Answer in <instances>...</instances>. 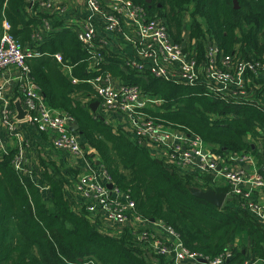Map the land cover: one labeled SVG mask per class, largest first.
<instances>
[{"label":"trees","instance_id":"1","mask_svg":"<svg viewBox=\"0 0 264 264\" xmlns=\"http://www.w3.org/2000/svg\"><path fill=\"white\" fill-rule=\"evenodd\" d=\"M134 2L144 5L148 16L162 17L174 42L195 53L200 66L206 62L205 48L210 44L218 46L219 58L238 54L254 62L255 68L248 69L247 85L254 103H237L231 97L210 93L203 72V80L196 84L177 83L150 71L122 66L125 58L108 51L101 71L162 99L156 110L145 109L146 117L200 136L219 152L260 156L264 109L256 101H264V69L256 65L264 62V0ZM29 5L28 0H0V36L7 22L8 31L23 46L26 41L32 43L34 31L43 37L33 44L41 55L27 59L33 81L51 107L74 117L82 144L97 150L112 181L135 200L138 215L173 227L186 248L210 258L225 252L244 232L250 250L249 245L234 246L229 264L264 259V225L241 206L240 198L227 197L218 209L189 190L199 186L228 192L226 185L201 184L197 174L182 172L154 157L138 137L90 111L96 90L85 80L101 71L87 72V51L75 29L59 25L55 18L52 25L56 29L42 31V21L50 16L42 12L30 17ZM56 53L63 57L61 64ZM62 65L70 66L72 74L67 75ZM41 135L46 139V133ZM14 156L15 150L0 156V264H173L171 254L152 252L139 231L129 227L103 230L101 218L85 208L78 210L71 187L78 169L64 158L60 164L40 150V183L47 186L42 190L33 172L29 175L13 167Z\"/></svg>","mask_w":264,"mask_h":264},{"label":"built area","instance_id":"2","mask_svg":"<svg viewBox=\"0 0 264 264\" xmlns=\"http://www.w3.org/2000/svg\"><path fill=\"white\" fill-rule=\"evenodd\" d=\"M30 4H42L56 7L61 13L63 6L58 0H28ZM88 9L85 23L80 27L79 37L90 55V62L100 68L104 55L98 47L96 38V19L103 20L104 28L110 33H120L131 46V54H125L122 63L139 71H150L157 77L183 84L205 82L210 93L233 98L237 103L245 101L254 103L247 90L248 69H254V62L242 58L238 54L218 57L219 49L215 44L205 48L206 62L198 64L195 53L185 50L174 42L162 17H150L145 7L134 0H83ZM69 25L79 26L77 23ZM0 36V76L11 65L20 69L16 82L20 90L26 119L39 132L49 135L53 147L60 151H68L78 157L84 169L76 178L71 179L74 195L79 198L76 208L86 209L89 213L101 218L109 231H117L120 227H129L139 231L140 239L151 247L152 252L171 254L173 264H185L186 260L202 261L205 264H229L234 255L233 244L225 252L210 258L186 248L176 230L160 220L144 219L136 212V202L132 196L113 181L108 172L97 166L83 148L78 135L72 131L73 116L59 112L45 100L39 86L31 77V69L27 63L29 57L39 56L37 50H24L18 39L8 31L9 25ZM51 24L46 21V30ZM40 35H38L39 37ZM102 41V40H99ZM106 42V41H105ZM61 63L63 57L55 54ZM63 66V65H62ZM264 69V62L257 64ZM68 71L70 66H63ZM90 82L97 90L105 107L125 112L130 119L136 136L140 142L150 141L166 150L167 161L181 169H189L197 174L202 184L211 186L226 185L228 196L241 199V206L247 208L264 225V157L260 161L254 152L222 153L214 146L207 144L202 137L192 136L184 131L173 129L155 118L146 117L145 109L159 106L162 99L144 93L135 84L121 83L118 87L108 75L96 74ZM73 82L78 79L73 78ZM8 82H0V127L14 135L18 144L13 158V165L19 172L32 175L26 169L25 148L27 142L16 125V114L11 99L7 96ZM264 109V101H256ZM157 121V122H156ZM0 153H9L5 142L0 138ZM230 164H236L231 168ZM113 183L110 187L109 184ZM40 189L47 186L39 183ZM213 188V187H209ZM258 260V259H256ZM254 260V264L256 263ZM253 264L251 259L243 263Z\"/></svg>","mask_w":264,"mask_h":264},{"label":"crops","instance_id":"3","mask_svg":"<svg viewBox=\"0 0 264 264\" xmlns=\"http://www.w3.org/2000/svg\"><path fill=\"white\" fill-rule=\"evenodd\" d=\"M56 3H59L61 6H63L64 12L61 13L56 7H51V6L42 4V2H39V1L33 5L30 4L29 7L27 8V11H28L30 17H32V18L37 17L42 12L47 13L50 16V18H45L42 21V26H41L42 31L43 30H45L47 32L50 30L54 31L56 29V27L52 25V21L55 18L60 20L59 25H61V23H63L65 25H67V27H70L69 23L79 24L78 27L75 25H71V28L73 30L75 29L77 31L78 38L80 39V37H79V32L81 31L80 27L85 23L86 18H87V14H88V9L86 7L85 1H83V0H58V1H56ZM47 20H49V22L51 24L50 30H46V21ZM59 29H60V26L57 28V30H59ZM42 38H43L42 36L38 37V34H35V31H34L32 33L31 39H30V40H33L32 43L28 44L27 43L28 41H26L24 46L23 45L22 46L27 51L33 50L35 48V45H33L34 42L40 41V40H42ZM96 38L98 39V47H99V49L103 55H104V53H106V51L111 52V53H115V54H119L123 58H126V56L124 57L123 53L131 54V46H129L127 44L124 37L120 33H110L108 31H106L104 28L103 20L101 18L96 19ZM99 40H102V41H99ZM83 47L85 48L84 44H83ZM86 51H87V49H86ZM40 55H41V53L39 54V56ZM89 58H90V55L88 54V51H87V57L85 58V60L88 62L87 63V69H86L87 72L93 73V72L103 70V66H104L103 64L106 62H103L102 66L100 68H97L95 65H93L89 61ZM123 65H125V63L122 64V66ZM63 69H64V67H63ZM64 72L67 75L72 74V68L70 71L65 69ZM100 73L105 75V76L106 75L110 76V78H112L114 80V83L117 87L121 83L124 82L120 77L114 76L109 71H107V72L101 71ZM19 74H20L19 67L16 65H11L7 69H5L3 74L0 76V82L1 83L8 82V84L6 86V93H7V96L11 99L12 104H13L14 109H15V112H16L14 119L16 121V125L18 126V128H20V132L25 137V140L27 142V146L25 148L26 169L29 171H32L34 180L36 182L40 183V172H39L40 166H39L38 158H36V151H37V154L39 156V153L41 150V152H45L46 155H48L52 159L56 160L57 163L61 164L63 161V158H64L70 166L78 169V172L83 171V169H84L83 162L78 157L72 155L68 151H60V150H57L56 148H54L53 144L50 140L49 135L46 134L47 137H46V139H44L41 135V132H39L35 128V126H33V124L26 119L27 116L23 119H16V116L18 115V113H17L15 101L19 98H22L20 90L18 88V84L16 82V77ZM95 90H96V88H95ZM93 96L95 97V100L90 103L89 109L96 117L103 119L105 122L113 125L115 128H120V129L126 130L128 133L131 134V136L137 137L133 127L131 126L130 119L125 112L114 110V109H109V108L105 107L102 103L101 98L99 97V95L97 93V90H96V94H94ZM96 102H98V104H97L96 108L94 109L93 104ZM22 104H23V101H22ZM156 108H157V106H150L148 109L156 110ZM56 109L59 112L69 114L64 109H58V108H56ZM74 125H78V124H77L76 120L73 118L70 126L72 127ZM75 133L78 135L79 140L82 143V139L80 137L81 133L79 131V126H78V133L77 132H75ZM0 138H2L4 140L5 145H6L9 152L11 150H15V152H16V148H17V144H18L17 137H15L14 135L8 134L3 127H0ZM141 143H143L144 146L148 147V149L150 150L151 154L154 157L159 158V159H163V160H165V162L168 163L167 158H166V156H167L166 150L164 148H162L161 146H158V145H156L150 141H145V142H141ZM89 147L91 148V150ZM89 147L86 148L83 145V148L88 152L90 159L97 166L104 168V166L101 164L100 156H99L97 150L94 149L92 146H89ZM259 149H260L259 151L261 154H260V156L258 154H256V155H258V157L260 159H263L264 149H262V148H259ZM1 155H3V154L0 153V156ZM168 164L172 167L177 168L178 170H180L182 172L190 173L189 169H181V168L174 166L171 163H168ZM230 167L235 168L236 164H230ZM34 169L36 170L35 174H34ZM204 185H207V184L204 183ZM207 188H209V187H206V189ZM74 196L76 197L75 204H77L80 200L76 195H74ZM100 228L103 230L104 229L107 230V228L104 224H101ZM120 228H122V227H120ZM234 243H235V246L237 245L240 248L242 245H247V246L249 245L247 236L244 232L236 236ZM249 250H250V245H249L248 251ZM250 259L253 261V264H254V260H256V259H258V260H256L255 264H264L263 258H255L254 257V259L253 258H250ZM197 262L198 261L186 260L185 264H205L202 261H201V263H197Z\"/></svg>","mask_w":264,"mask_h":264},{"label":"water","instance_id":"4","mask_svg":"<svg viewBox=\"0 0 264 264\" xmlns=\"http://www.w3.org/2000/svg\"><path fill=\"white\" fill-rule=\"evenodd\" d=\"M237 5V2H236ZM98 102L93 104V108L95 109ZM16 109L18 115L16 116V119H23L27 116L28 111L25 109L24 105L22 104V99L19 98L15 101ZM71 129L78 133V125H74L71 127ZM13 165V164H12ZM14 167V165H13ZM15 168V167H14ZM110 187L113 186V183L109 184ZM189 190L196 195L197 197L205 199L207 202L215 205L218 209H221L226 200H227V192L225 191H217L214 188H201L198 186H190ZM151 221H155V218H151ZM202 261L206 262L205 259H202Z\"/></svg>","mask_w":264,"mask_h":264},{"label":"rangeland","instance_id":"5","mask_svg":"<svg viewBox=\"0 0 264 264\" xmlns=\"http://www.w3.org/2000/svg\"><path fill=\"white\" fill-rule=\"evenodd\" d=\"M36 158H38V154H37V151H36ZM169 163V162H168ZM167 163V164H168ZM169 165V164H168ZM201 183V181H199ZM202 184V183H201ZM224 186V185H223ZM199 187V186H198Z\"/></svg>","mask_w":264,"mask_h":264}]
</instances>
